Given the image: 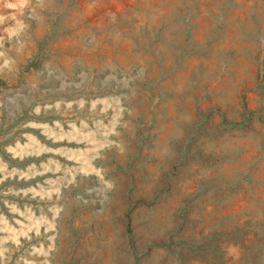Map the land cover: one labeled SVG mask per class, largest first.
Instances as JSON below:
<instances>
[{
  "label": "rangeland",
  "instance_id": "1",
  "mask_svg": "<svg viewBox=\"0 0 264 264\" xmlns=\"http://www.w3.org/2000/svg\"><path fill=\"white\" fill-rule=\"evenodd\" d=\"M0 264H264V0H0Z\"/></svg>",
  "mask_w": 264,
  "mask_h": 264
}]
</instances>
